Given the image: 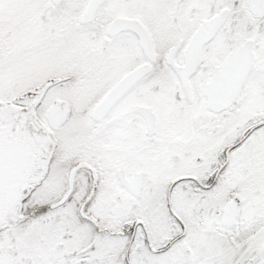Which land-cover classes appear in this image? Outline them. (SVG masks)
I'll list each match as a JSON object with an SVG mask.
<instances>
[{"label": "snow or ice", "instance_id": "obj_1", "mask_svg": "<svg viewBox=\"0 0 264 264\" xmlns=\"http://www.w3.org/2000/svg\"><path fill=\"white\" fill-rule=\"evenodd\" d=\"M0 264H264V0H0Z\"/></svg>", "mask_w": 264, "mask_h": 264}]
</instances>
